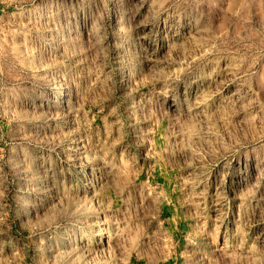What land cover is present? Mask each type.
Returning <instances> with one entry per match:
<instances>
[{"label":"rangeland","instance_id":"1","mask_svg":"<svg viewBox=\"0 0 264 264\" xmlns=\"http://www.w3.org/2000/svg\"><path fill=\"white\" fill-rule=\"evenodd\" d=\"M0 264H264V0H0Z\"/></svg>","mask_w":264,"mask_h":264}]
</instances>
